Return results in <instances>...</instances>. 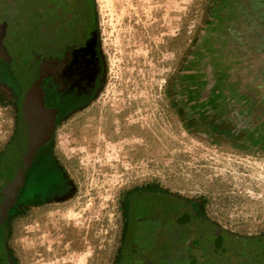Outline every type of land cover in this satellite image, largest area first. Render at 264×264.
<instances>
[{
	"label": "rangeland",
	"instance_id": "1",
	"mask_svg": "<svg viewBox=\"0 0 264 264\" xmlns=\"http://www.w3.org/2000/svg\"><path fill=\"white\" fill-rule=\"evenodd\" d=\"M23 1L17 9L15 0H0L2 20L20 11V33L11 38L19 47L10 50L16 59L50 58L54 13ZM92 6L101 85L55 134L73 192L16 217L8 253L17 264H115L124 194L148 185L190 200L203 215L187 264H202L197 243L210 228L263 236L264 0ZM92 6L88 0L87 11ZM16 117L15 99L0 84V155Z\"/></svg>",
	"mask_w": 264,
	"mask_h": 264
},
{
	"label": "flooded vegetation",
	"instance_id": "2",
	"mask_svg": "<svg viewBox=\"0 0 264 264\" xmlns=\"http://www.w3.org/2000/svg\"><path fill=\"white\" fill-rule=\"evenodd\" d=\"M15 1L20 5L16 8H20L21 0ZM87 1H23L26 8L43 6L54 13L48 25L55 39H50L54 40L50 48L55 46L50 58L16 59L19 52L15 54L14 51L19 45H15L11 38L20 33L17 28L20 11H9L7 21L0 15V24L6 26L2 39L4 47L0 44V84L6 86L15 99L17 109L14 133L0 155V264H17L4 246L16 217L35 207L56 205L73 192L58 157L55 134L65 117L94 97L103 78L94 9L90 0L92 11H87ZM31 15L38 20V11H30ZM9 58L12 62L7 64ZM41 65L48 69L37 81L36 88L41 95V108L53 114V129L47 137L42 134L43 139L22 169L7 151L18 129L27 76ZM19 68L20 74L17 73ZM122 205L123 227L115 264H187L193 225L203 218L197 204L160 186L148 185L127 191ZM206 233L197 243V252Z\"/></svg>",
	"mask_w": 264,
	"mask_h": 264
},
{
	"label": "water",
	"instance_id": "3",
	"mask_svg": "<svg viewBox=\"0 0 264 264\" xmlns=\"http://www.w3.org/2000/svg\"><path fill=\"white\" fill-rule=\"evenodd\" d=\"M5 28L4 24H0V44L5 36ZM47 69L46 65H41L27 76L18 129L7 151L22 169L43 139L42 134L47 137L53 129V114L41 108V95L36 88L37 81ZM198 257L202 264H264V235L248 238L220 228H210L198 245Z\"/></svg>",
	"mask_w": 264,
	"mask_h": 264
}]
</instances>
